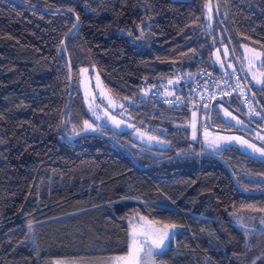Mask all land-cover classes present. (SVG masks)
Listing matches in <instances>:
<instances>
[{"label":"trees","instance_id":"obj_1","mask_svg":"<svg viewBox=\"0 0 264 264\" xmlns=\"http://www.w3.org/2000/svg\"><path fill=\"white\" fill-rule=\"evenodd\" d=\"M212 3L0 0V264L124 255L128 223L138 217L161 228L176 226L156 255L158 264H264V193L240 192L218 160L202 156L139 168L106 138L64 139L69 82L60 44L74 21L65 12L25 6L68 9L78 19L65 40L72 72L67 135L82 131L88 119L78 79L83 67L92 66L110 94L128 100L132 120L168 144L143 147L128 131L98 129L137 164L210 151L227 163L241 189L256 191L264 188L263 160L233 145L218 151L199 145L187 127L192 110L148 94L174 76L170 63L191 55L189 71L221 73L212 52L228 48ZM217 10L236 58L240 45L251 46L263 52L264 69V0H217ZM246 80L264 111V87ZM211 122L232 127L215 107Z\"/></svg>","mask_w":264,"mask_h":264},{"label":"rangeland","instance_id":"obj_2","mask_svg":"<svg viewBox=\"0 0 264 264\" xmlns=\"http://www.w3.org/2000/svg\"><path fill=\"white\" fill-rule=\"evenodd\" d=\"M206 9H207L206 17L208 19L209 18L212 19L210 3L206 5ZM236 54H237V61L240 67L242 68V70L244 71V73L247 75L250 83L253 84L254 86H259L260 84H257L253 79V77H255L256 80L264 79V69L260 67L262 59L261 61H254L253 58L257 55H260L262 58L263 52L251 46L242 44L237 49ZM195 57H196L195 55H191L187 59L178 60L170 63V66L173 68L174 76L168 79L165 82V84H163V86L162 85L160 86L164 88L165 91L164 96L168 97L174 95V91L176 90L178 84H180L181 78L187 76V74L190 72L189 69H187L186 65L191 63L193 59H195ZM212 63H213V67L216 70L224 74H231V71L234 70L232 60L229 57V54L223 45L216 47L212 52ZM78 80H79V89L82 92L84 106L88 114V119L85 121H88V123L92 125V128L88 130H98L102 127H106L117 133L128 131L131 139L135 141L139 146L149 147V148L154 147L158 149H163L168 146L167 142L159 135L140 127L132 120L130 113L128 111V106H127L129 105L128 100L126 99L119 100L116 99L112 94H110L108 90L103 86L94 67L92 66L83 67L80 70ZM241 105L244 107L245 114L248 115L247 117H251V118L257 117L258 111L251 102V99H250V103L248 102L245 105L244 104ZM214 107L223 116L222 118L224 119V122L232 126L231 128H235V127L239 128L240 126H243V122L237 117L236 119H232V117L235 116L227 109H225L222 105L220 106L219 104H216ZM225 110L231 113V116H226ZM207 111L205 112L204 116L203 115L201 116L199 113L195 111H191L190 119L187 123V127L189 129V136L191 140L195 142L197 141L199 145L204 146L213 151H218L220 148L233 145L236 146L240 151L252 157H255L259 160L264 161V156H261V154L258 152L253 153V150L251 148H249L247 145L242 143V141L247 140L249 144H255L252 141L248 140L247 138L237 133H224L218 131H211L208 127L206 129L205 128L202 129L203 128L202 121L205 115L207 117ZM193 113H195V117L193 116ZM200 119H202L201 122H199ZM194 120L196 125L195 127L196 139H193ZM237 120L241 121L242 123L238 124ZM85 121L82 124V127L84 129H85ZM221 137H230V138H239V139L222 140L220 139ZM257 138L258 140L260 139V141L264 143V139H261L262 136H257ZM217 145H219V147H217ZM255 145L258 148H260L259 145L257 144ZM133 228H135L138 232H144V231L148 232L149 246L152 245V241L159 240V237L160 235L163 234V230H164V228L157 227L138 217L128 223V245L130 242L129 233L130 230ZM173 235L174 233L171 231L170 238ZM170 238L165 242V246L162 249L159 250L154 249L152 252H150L149 248L145 247L141 264H158L156 261V255L160 254L166 248ZM126 256L127 253L120 256H113L105 259L86 261V262L53 260L48 264H115L114 258L126 257Z\"/></svg>","mask_w":264,"mask_h":264},{"label":"water","instance_id":"obj_3","mask_svg":"<svg viewBox=\"0 0 264 264\" xmlns=\"http://www.w3.org/2000/svg\"><path fill=\"white\" fill-rule=\"evenodd\" d=\"M213 12H214V17L216 20V23L224 37V40L226 42L227 48H228V52L229 55L231 57L232 63H233V67L234 70L236 71V73L238 74L245 90L247 91L251 102L253 103V105L255 106V108L257 109V111L259 112V114L264 118V111L262 110L261 106L259 105V103L257 102L256 98L253 95V92L250 88V85L248 84V81L246 80V77L244 76L241 67L237 61V58L234 54L233 48L231 46L230 40L227 36V34L225 33L224 29L222 28V25L219 21L218 18V10H217V0H213ZM25 6L32 8V9H36V10H40V11H47V12H65L68 13L72 18H73V26L70 28V30H68L65 35L62 37L61 40V51L67 66V71H68V82H69V87H68V97H67V102L63 111V115H62V119H61V133L62 136L64 137V139L68 142L80 137V136H84V135H97L103 138H106L107 140H109L111 143H113L114 145H116L124 155H126L137 167L139 168H147L150 167L152 165H156L162 162H167V161H172V160H179V159H185V158H199L202 156H210L216 160H218L223 167L225 168V170L228 172L229 177L232 181V183L234 184V186L242 193L245 194H249V195H256V194H260V193H264V188L260 189V190H256V191H244L243 189H241L235 182L233 175L230 171L229 166L227 165V163L217 154L214 152H210V151H202L199 153H192V154H187V155H174L171 157H167V158H163V159H158L156 161H153L147 165H139L135 162V160L132 158V156L128 153V151L120 144H118L111 136L99 131V130H88V129H83L82 131H79L77 133H73L71 135H67L65 132V122H66V117H67V113H68V109H69V105L71 102V98H72V72H71V67H70V61H69V57L68 54L66 52L65 49V40L68 36H70L73 31L77 28L78 26V19L77 16L74 12H72L71 10L68 9H57V10H52V9H46V8H39V7H34V6H29L26 5ZM215 104H221L224 107H226L230 112H232L234 115L238 116L239 118L245 120L246 122H249L248 118L243 115L242 113L236 111L234 108H232L228 103H226L224 100L220 99V98H215L213 99L208 107V111H207V117H206V125L207 127L211 130V131H218V132H224V133H237L240 134L241 136L247 138L248 140L252 141L253 143L259 145L260 147H264V143L261 142L260 140L256 139L255 137L247 134L245 131L239 129V128H222V127H217L212 125V113H213V108ZM250 123V122H249ZM262 132H264V129H261Z\"/></svg>","mask_w":264,"mask_h":264},{"label":"built area","instance_id":"obj_4","mask_svg":"<svg viewBox=\"0 0 264 264\" xmlns=\"http://www.w3.org/2000/svg\"><path fill=\"white\" fill-rule=\"evenodd\" d=\"M175 91L174 95L166 97L163 87H151L148 94L170 106H187L201 116H204L210 102L215 98L235 97L240 104L250 103V97L235 70L231 74L213 72L209 68L190 71L181 78ZM205 117L202 129L207 128Z\"/></svg>","mask_w":264,"mask_h":264},{"label":"snow or ice","instance_id":"obj_5","mask_svg":"<svg viewBox=\"0 0 264 264\" xmlns=\"http://www.w3.org/2000/svg\"><path fill=\"white\" fill-rule=\"evenodd\" d=\"M129 35H131V33H129ZM253 59L254 61H261L262 58L260 55H257ZM253 79L257 84H260L262 87H264V79L256 80L255 77H253ZM225 115L231 116V113L225 110ZM193 116L195 117V113H193ZM232 119H236V117H232ZM237 123L240 124L242 122L237 120ZM195 127L196 125L194 120L193 139H196ZM90 128H92V125H90L88 121H85V129H90ZM220 139L230 140V139H239V138L221 137ZM261 139H264V137H262ZM242 143L247 145L249 148H251L253 150V153L258 152L261 154V156H264V147L258 148L255 144H249L247 140L242 141ZM217 147H219V145H217ZM141 219L143 220V218ZM175 227H176L175 225L166 226L163 230V234L160 235L159 240L152 241L151 246L148 245L149 235L147 231L138 232L135 228L131 229L129 233L130 242L128 245L127 256L114 258L115 264H141L144 254V248L148 247L150 252H152L154 249L155 250L162 249L165 246V242L170 238L171 230L174 229Z\"/></svg>","mask_w":264,"mask_h":264},{"label":"flooded vegetation","instance_id":"obj_6","mask_svg":"<svg viewBox=\"0 0 264 264\" xmlns=\"http://www.w3.org/2000/svg\"><path fill=\"white\" fill-rule=\"evenodd\" d=\"M247 77V75H246ZM248 78V77H247ZM249 80V79H248ZM261 93V92H260ZM258 93V95L260 94ZM220 99L224 100L226 103H228L232 108H234L236 111L242 113L243 115H245V113H243L241 111V107H240V103L237 99H233V98H228V97H220ZM216 105V104H215ZM214 105V106H215ZM221 106V104H219ZM223 106V105H222ZM224 107V106H223ZM225 109H227L226 107H224ZM228 110V109H227ZM229 111V110H228ZM230 112V111H229ZM232 113V112H231ZM233 114V113H232ZM234 115V114H233ZM235 117L239 118L238 116L234 115ZM246 117L248 116L247 114L245 115ZM221 119H223L222 115L220 114ZM260 117L262 118V120H260ZM259 118H256L255 120L252 119L251 117H247L249 122H246L245 120L239 118L242 122H243V126H240L239 129L245 131L247 134L255 137L256 139L257 136H262L264 137V132L261 131V129H264V118L260 115ZM224 120V119H223ZM236 128V127H235ZM240 135V134H239ZM260 140V139H259Z\"/></svg>","mask_w":264,"mask_h":264}]
</instances>
